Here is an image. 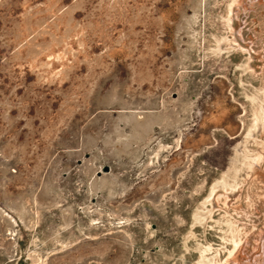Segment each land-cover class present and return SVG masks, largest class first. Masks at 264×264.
Masks as SVG:
<instances>
[{"label":"rangeland","instance_id":"obj_1","mask_svg":"<svg viewBox=\"0 0 264 264\" xmlns=\"http://www.w3.org/2000/svg\"><path fill=\"white\" fill-rule=\"evenodd\" d=\"M263 90L264 0H0V264H264Z\"/></svg>","mask_w":264,"mask_h":264},{"label":"bare ground","instance_id":"obj_2","mask_svg":"<svg viewBox=\"0 0 264 264\" xmlns=\"http://www.w3.org/2000/svg\"><path fill=\"white\" fill-rule=\"evenodd\" d=\"M229 22V20H228ZM264 91V90H263ZM258 100V98L256 99ZM258 103V102H257ZM253 119V118H252ZM254 123L253 124V129H258V128H264V92H263V96L261 97V99H259V104H258V108L257 110L255 111V114H254V120H253ZM250 133V132H249ZM261 152V151H260ZM247 153V152H246ZM257 153V152H256ZM259 153V152H258ZM259 155V154H258ZM243 165L242 167L244 166L247 167L248 169H252V166H253V162H257L260 158L259 157H256V158H251L250 155L247 154H244L243 155ZM236 167V166H235ZM237 173V171H236ZM235 174V173H234ZM237 176V175H236ZM229 178V175H225L223 177V180L221 181V183L219 185H217V188L216 190L219 188V191L221 192L220 195L218 196L217 200H219L220 198H224L225 201L228 200L229 196L231 193L234 192L236 186H237V181L233 180V182L229 181L228 180ZM214 188V187H213ZM215 192V190L213 191ZM212 193V192H211ZM213 194V193H212ZM215 194V193H214ZM216 196V197H217ZM213 197V196H212ZM222 198V199H223ZM215 199V198H213ZM212 201V200H211ZM208 202V201H207ZM201 213V212H200ZM212 213V212H211ZM200 215V214H199ZM206 215V214H205ZM203 216V214H202ZM211 215H209L207 218H210ZM202 217L200 216L197 220L198 221H201ZM206 219V218H205ZM233 231V230H232ZM235 231V230H234ZM232 234V233H231ZM239 237V232L237 233H233L232 234V239H231V242L234 243V249L233 251H230L229 253V257L227 259V261H229V259L231 257H233V255L235 254L236 250L238 249L239 247V244L241 242V239L238 238ZM241 238V237H240ZM238 251V250H237ZM215 257V256H214ZM216 263V260L215 259H207L205 256L202 257V259L200 260L199 264H215Z\"/></svg>","mask_w":264,"mask_h":264},{"label":"water","instance_id":"obj_3","mask_svg":"<svg viewBox=\"0 0 264 264\" xmlns=\"http://www.w3.org/2000/svg\"><path fill=\"white\" fill-rule=\"evenodd\" d=\"M110 172V168L109 167H104L103 168V173H109ZM102 175L101 172L98 173V176L100 177Z\"/></svg>","mask_w":264,"mask_h":264}]
</instances>
